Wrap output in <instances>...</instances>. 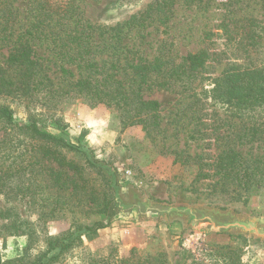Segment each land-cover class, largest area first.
Returning a JSON list of instances; mask_svg holds the SVG:
<instances>
[{
	"label": "rangeland",
	"instance_id": "1",
	"mask_svg": "<svg viewBox=\"0 0 264 264\" xmlns=\"http://www.w3.org/2000/svg\"><path fill=\"white\" fill-rule=\"evenodd\" d=\"M11 1L18 10V18L29 14L31 19L30 0ZM58 1L65 4L70 0ZM155 1L73 0L71 5L79 13L80 24L95 25L94 40L101 42L98 58H108L116 52L123 64L133 56L153 59L163 49L179 62L191 52L209 50V70L201 81L195 82L194 89L156 88L144 93L145 99L160 102L159 109L151 111L158 114L157 122L155 118H150L151 122H137L141 116L149 118L151 113L137 117L133 109L95 104L76 92L48 93L47 87L19 95L0 91V103L14 110L17 123L37 121L55 136L63 135L73 144H84L91 149L93 160L109 167L102 171L81 150L62 146L58 141L53 142L54 146L84 166L82 175L68 172L76 181L63 176V185L61 181L56 182L48 166L57 167V164L47 159H42L48 164L43 170L39 165L29 167L31 171L24 178V187L30 185L31 189L20 190L14 177H1L0 183L5 181V185L0 193V206L10 208V217L18 216L28 224L25 231L16 229L13 235L0 236V264L27 258L28 247L32 255L37 254L46 248L49 237L107 220L109 215L103 207L107 199L115 196L110 183L116 177L121 194L128 201L137 192L153 202L206 205L264 220V180L257 181L261 173L253 176L249 187L215 173L219 154L227 149V144L233 146L232 138L228 141L223 134L228 133V128L243 129L247 124L225 106L214 103L209 94L211 78L233 61L245 65L254 63L252 60L249 63L247 53L240 48L242 44H238L242 34L235 30L229 40L223 24H245L250 18L264 20V0H175L164 22L156 17L145 24L136 23L131 29L123 25L121 31L112 32V27L139 15ZM116 32L118 37L114 36ZM53 48L43 43L37 49V57L44 58L42 72L55 84L48 88L72 90L70 76L61 70L64 61ZM8 52L9 47H2L0 43V65L7 74L16 76L17 70L6 60ZM252 54L255 63L264 60V49ZM67 67L78 77L80 71L75 65ZM131 71L126 72L130 75ZM123 77L126 82L135 78ZM226 115L231 121L219 124V118ZM40 142L30 133L11 130L0 121V169L18 160L22 152L28 159L31 153L40 155L38 148L31 147ZM235 143L244 157L261 160L264 166V134L254 141L246 138L241 144ZM32 170L42 172L36 175ZM200 172L211 175L203 178ZM132 248L139 257L148 258L140 264H264V240L187 227L182 218L168 221L128 218L125 214L112 217L111 224L96 234L83 236L55 264H90L112 252L126 256Z\"/></svg>",
	"mask_w": 264,
	"mask_h": 264
},
{
	"label": "trees",
	"instance_id": "2",
	"mask_svg": "<svg viewBox=\"0 0 264 264\" xmlns=\"http://www.w3.org/2000/svg\"><path fill=\"white\" fill-rule=\"evenodd\" d=\"M72 1L63 4L58 0H30L32 13L30 12L31 19H29V14L25 18H18V10L12 6L11 0H0V43H2V47H9L6 60L10 67L17 70L16 76L9 75L0 65L1 92L8 95H19L23 91L31 93L42 87H47L48 93L52 91L59 94L76 92L95 104L103 103L108 106H119L126 110L133 109L137 117L151 113L149 118L141 116L137 122H151L150 118H155L157 122L158 114L151 111H157L160 102L156 99H145L144 93L151 92L156 88L175 89V87H180L183 91L192 90L195 82L201 81L204 73L209 70L211 53L208 49L191 52L179 62L170 54H165L163 49H160L153 59L142 55L137 58L133 56L131 59L127 58L123 64H121L119 53L116 52L109 55L108 58H98L97 52L101 42L94 40L96 27L92 23L80 24L81 18H79V13L76 14L73 9ZM174 3L175 0H156L148 9L139 15H134L124 24L112 27L111 30L119 32L123 25L131 29L137 25L136 23L145 24L146 21L154 20L156 17L164 22L169 18ZM223 25L229 40L232 39L235 30L239 31L238 34H242L238 44H242L240 48L244 54L247 53L245 56L249 63L251 60L254 63L245 65L233 61L222 73L211 78L212 88L209 90V94L212 101L225 106L226 110H231L234 116L241 118L242 122L247 124L243 129L228 128V133L223 134L227 140L232 138L233 146L227 144V149L221 151L215 163L218 169L215 173L222 174L224 178L243 182L244 186L249 187L251 179L256 174L261 173L257 181L264 180V166H262L261 160L253 161L244 157L241 151L236 148L235 142L241 144L246 138L249 141H254L264 134V60L255 63L253 60L255 56L252 54L253 52L260 53V50L264 49V20L250 18L245 24L236 23L230 26L228 23ZM114 36L118 37L119 34L116 32ZM229 40H227L228 43ZM43 43H47L48 46L53 45V49L60 54V59L64 61L61 70L63 74L70 76L68 82L72 90L61 87L48 88L55 84L46 73L42 72L41 59L44 58L37 57V49ZM235 49L238 51L239 46H236ZM67 65L77 67L80 71L78 77ZM130 69L132 71L129 75L126 71ZM121 70L124 71L123 74ZM121 75L135 78L133 81L126 82L123 76L120 77ZM0 121L11 130L14 129L21 134L28 132L41 141L31 146L32 150L38 148L40 155L31 153L28 159L23 156L25 152H22L18 155V160L14 159L6 168L0 169L4 173L0 178L11 179L14 177L13 181L17 182L16 187L20 190L31 189L30 185L24 187V178L31 171L29 167L39 165L43 170L45 166H48L42 159L57 164V167L48 166L55 174L56 182L61 181L63 176L76 181L73 174L68 173L69 171L78 175L83 174L84 166L69 159L57 146H54L53 142L60 141L62 146L78 148L85 153L92 165L102 171L109 170L108 165L92 159L91 149L84 144L76 145L63 135L55 136L37 121L17 123L14 110L7 104L0 103ZM230 121L231 119L227 115L219 118V124L226 125ZM219 131L217 130V133ZM34 172L38 175L42 171ZM210 175L209 172L199 173V176L203 178ZM113 179L114 181H112ZM62 183L64 184L63 181H61ZM3 185H5V181L0 183V193ZM118 186L120 185L117 177L111 178L110 187L115 191V196L107 199L103 207V211L109 215L108 222L97 221L92 226H78L62 236L49 237L46 248L37 254L32 255L28 247L26 249L27 258L23 256L3 261L2 264H55L58 262L63 252L81 242L83 236H92L99 229L111 224L113 214H109V207L116 197ZM10 214V208L0 206V236L13 235L16 233L14 231L16 229L26 230L25 226L28 221L18 216L12 218ZM146 261H148L147 257H139L136 250L132 248L126 256L112 252L108 257L93 260L90 264H140ZM160 262L162 261L160 260Z\"/></svg>",
	"mask_w": 264,
	"mask_h": 264
},
{
	"label": "water",
	"instance_id": "3",
	"mask_svg": "<svg viewBox=\"0 0 264 264\" xmlns=\"http://www.w3.org/2000/svg\"><path fill=\"white\" fill-rule=\"evenodd\" d=\"M116 191V197L109 207V214H113L114 218L120 214H125L128 218L168 221L182 218L187 227L264 240V220L251 215L238 214L231 210L224 211L206 205L153 202L143 198L137 192H133V199L128 201L121 194V186H118ZM108 221L109 218L105 220V222Z\"/></svg>",
	"mask_w": 264,
	"mask_h": 264
}]
</instances>
